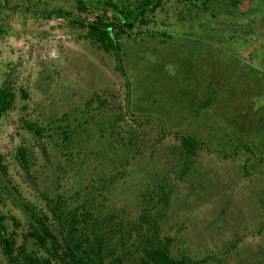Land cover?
Wrapping results in <instances>:
<instances>
[{
	"label": "rangeland",
	"instance_id": "rangeland-1",
	"mask_svg": "<svg viewBox=\"0 0 264 264\" xmlns=\"http://www.w3.org/2000/svg\"><path fill=\"white\" fill-rule=\"evenodd\" d=\"M99 14L77 0H0V90L17 95L0 123L6 226L16 217L25 231L26 208L48 212L51 199L93 212L121 264H140L153 233L189 264H264V0L169 1L121 36V65L90 38ZM127 93L133 116L212 152L184 169L174 136L122 117ZM155 191L168 201L148 207Z\"/></svg>",
	"mask_w": 264,
	"mask_h": 264
},
{
	"label": "trees",
	"instance_id": "trees-1",
	"mask_svg": "<svg viewBox=\"0 0 264 264\" xmlns=\"http://www.w3.org/2000/svg\"><path fill=\"white\" fill-rule=\"evenodd\" d=\"M169 1L173 0H141L135 9L130 10L125 8L123 0L119 2L77 0L80 11L94 8L100 12L96 20L86 27L89 30L90 38L104 49L115 51L117 55L121 51V36L127 32V29H134L140 19H143L148 13H155ZM55 15L62 17L64 14L62 11H58ZM48 19H51V16ZM118 63L121 65L120 58ZM129 95L130 93H127V98L130 97ZM16 101V92L7 88L0 90V123L4 116L14 108ZM129 113L130 108L127 106L122 117L129 119L139 127H142L144 123L158 126L161 130L160 135L164 139L174 136L178 140L177 147L172 149V152L174 151L178 156H175V162L186 170L194 167L200 151L209 150L207 143L200 139L186 134L169 133L161 120L149 116L132 119ZM36 132L41 133V130L37 129ZM114 132H116L115 129H113ZM70 134L72 135L71 132ZM64 135L65 141H70L68 131H64ZM135 137V139H133L134 137L130 138L126 143L127 147L132 150L138 146L136 142L139 137L136 135ZM120 138L118 137L119 141H121ZM240 147L237 146L236 150ZM18 156L24 167L29 168L28 151L25 147L19 148ZM120 162L124 170H128L131 160L127 158ZM7 173L3 156L0 155V174L6 176ZM168 180L169 178L165 177L164 183ZM153 193L159 195L156 191ZM166 200L168 201L166 194L159 195L158 199L152 196L147 201L148 207L150 204H155L158 207ZM148 207L144 210L143 221L150 214ZM26 209H28L29 218L25 231L19 232L22 224L16 217H12L15 227L10 231L6 226L7 217L0 216V264H121L119 259L114 258L115 252L110 247L107 229L103 224H100L93 212L85 211L80 215L74 210L66 213L67 207L64 203L51 199L47 205L48 212L46 210L38 211V208L34 206ZM136 227L139 233L143 229L140 224ZM20 237L23 239L21 243ZM158 237L153 233L149 238L139 239L138 244L145 242L140 264H189L186 259L174 256L170 240L162 242Z\"/></svg>",
	"mask_w": 264,
	"mask_h": 264
},
{
	"label": "water",
	"instance_id": "water-1",
	"mask_svg": "<svg viewBox=\"0 0 264 264\" xmlns=\"http://www.w3.org/2000/svg\"><path fill=\"white\" fill-rule=\"evenodd\" d=\"M118 55H119V58H120V53H118ZM121 59V58H120ZM129 101H130V97L128 98V106H129ZM129 115H130V117L132 118V119H140V118H142L143 116H133L131 113H129Z\"/></svg>",
	"mask_w": 264,
	"mask_h": 264
}]
</instances>
